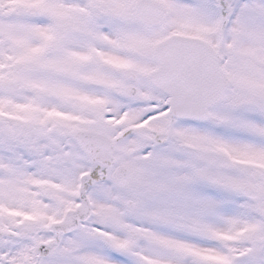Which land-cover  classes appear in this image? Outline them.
Listing matches in <instances>:
<instances>
[{"label": "snow or ice", "instance_id": "obj_1", "mask_svg": "<svg viewBox=\"0 0 264 264\" xmlns=\"http://www.w3.org/2000/svg\"><path fill=\"white\" fill-rule=\"evenodd\" d=\"M0 264H264V0H0Z\"/></svg>", "mask_w": 264, "mask_h": 264}]
</instances>
